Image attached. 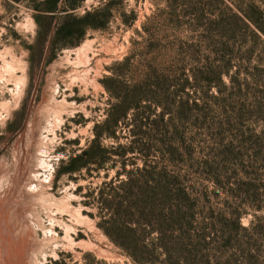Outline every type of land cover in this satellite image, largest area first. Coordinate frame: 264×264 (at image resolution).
<instances>
[{
    "label": "rangeland",
    "instance_id": "374dc122",
    "mask_svg": "<svg viewBox=\"0 0 264 264\" xmlns=\"http://www.w3.org/2000/svg\"><path fill=\"white\" fill-rule=\"evenodd\" d=\"M0 54V264H264V0H0ZM153 193L138 262L99 199Z\"/></svg>",
    "mask_w": 264,
    "mask_h": 264
},
{
    "label": "trees",
    "instance_id": "16d2710c",
    "mask_svg": "<svg viewBox=\"0 0 264 264\" xmlns=\"http://www.w3.org/2000/svg\"><path fill=\"white\" fill-rule=\"evenodd\" d=\"M251 11L252 7H250L249 10H246L244 15L246 17H252L253 14H250ZM128 60L129 59L127 58L125 62L122 63L125 64L127 68L128 63L126 62H128ZM117 73H119L118 70ZM222 73L223 71L220 70V74ZM218 78L221 79V76ZM146 88L148 89L147 84H135L133 87L131 86L126 94L123 96L119 95V101L114 109V116L107 119V124L109 123L112 126L117 125L122 113L124 112V114H127V112L133 109L132 117L130 119V124L132 125L130 131L135 138L132 140V143L139 142V139L136 138V136L146 135L150 140L156 139L155 135L150 132L151 130L158 129V121L156 119L151 120L149 117L152 101L149 104L142 103L144 98H154L150 94L151 91ZM145 127H148L149 129H144ZM100 135V133H97V137ZM149 144L150 143H147L145 146V151L147 152L146 155H148L149 152ZM157 178L158 174L156 172V167L147 164V167L144 169V179L149 191H155L157 189L159 184ZM99 201L110 211L109 219L104 221L106 225H109L108 228L105 227L107 232L108 230L113 231V237L114 235H117V237L124 236L125 241L127 242H119V244L131 253L138 262H145L146 259H150L152 250L147 246L140 245L141 237H139L138 234H143L142 231L145 230V227H150L151 230L158 229L159 227L158 216L160 199L157 197L156 193L138 198H101ZM123 204L129 209L125 214L121 213L119 210L120 206ZM132 224H136V226L132 227ZM138 249H140V252L136 253V250Z\"/></svg>",
    "mask_w": 264,
    "mask_h": 264
},
{
    "label": "bare ground",
    "instance_id": "6f19581e",
    "mask_svg": "<svg viewBox=\"0 0 264 264\" xmlns=\"http://www.w3.org/2000/svg\"><path fill=\"white\" fill-rule=\"evenodd\" d=\"M8 50H9V49H8ZM1 53H2V52H1ZM0 55H1V54H0ZM5 56H6V55H5ZM5 56H4V57H5ZM4 59H5V58H4ZM6 61H7V60H6ZM4 62H5V61H4ZM4 62H3V63H4ZM9 64H10V63H9ZM10 65L12 66V64H10ZM6 67H7V64H6ZM6 67H5V68H6ZM8 67H9V66H8ZM12 67H13V66H12ZM13 68H14V67H13ZM2 69H4V68H2ZM14 69H15V68H14ZM13 71H14V70H13ZM13 71H12V72H13ZM4 72H5V71H4ZM1 73H2V72H1ZM5 73H6V72H5ZM3 78H4V77H3ZM11 81H12V80H11Z\"/></svg>",
    "mask_w": 264,
    "mask_h": 264
}]
</instances>
